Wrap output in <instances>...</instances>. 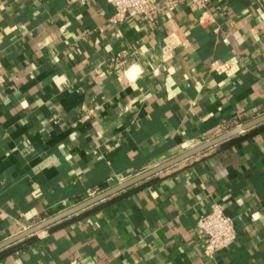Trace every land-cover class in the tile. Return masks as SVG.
Returning a JSON list of instances; mask_svg holds the SVG:
<instances>
[{
	"label": "crops",
	"instance_id": "0c3cea01",
	"mask_svg": "<svg viewBox=\"0 0 264 264\" xmlns=\"http://www.w3.org/2000/svg\"><path fill=\"white\" fill-rule=\"evenodd\" d=\"M150 6L0 0V243L264 114V0ZM214 204L236 239L209 257ZM76 263L264 264V123L0 249Z\"/></svg>",
	"mask_w": 264,
	"mask_h": 264
},
{
	"label": "built area",
	"instance_id": "2783aa9c",
	"mask_svg": "<svg viewBox=\"0 0 264 264\" xmlns=\"http://www.w3.org/2000/svg\"><path fill=\"white\" fill-rule=\"evenodd\" d=\"M113 7L111 21L113 23L123 21L126 13L133 11L139 14H149L151 11L150 0H106ZM164 5L173 10L177 7L179 0H162ZM194 5L203 7L208 0H191ZM226 41V40H225ZM124 61L117 63V69H123ZM197 230L205 238L203 254H213L226 250L236 239L233 220L224 214L222 208L214 204L197 219ZM77 264V263H76Z\"/></svg>",
	"mask_w": 264,
	"mask_h": 264
},
{
	"label": "water",
	"instance_id": "95a60500",
	"mask_svg": "<svg viewBox=\"0 0 264 264\" xmlns=\"http://www.w3.org/2000/svg\"><path fill=\"white\" fill-rule=\"evenodd\" d=\"M264 123V114L256 117V118H253L249 121H246L244 123H242L241 125H238L228 131H226L225 133L219 135L218 137H215L214 139H211L209 141H206L202 144H200L199 146L169 160V161H166L160 165H158L157 167H154L153 169H150L148 171H145L135 177H132L131 179L125 181V182H122V183H119L105 191H102L100 193H97L95 195H93L92 197L88 198V199H85L51 217H48L46 218L45 220L39 222L38 224L34 225L33 227L29 228L28 230H25L9 239H7L6 241H3L2 243H0V249L4 248V247H7L9 245H11L12 243H15L16 241L26 237V236H29V235H32L40 230H43L55 223H58L60 222L61 220H64L70 216H73L79 212H82L84 210H86L87 208L91 207L92 205H95L97 203H99L100 201H103L104 199L106 198H109L110 196L118 193V192H121L127 188H129L130 186L132 185H135L161 171H163L164 169H167L173 165H175L176 163H179L181 161H183L184 159H187L197 153H200L212 146H215L219 143H222L223 141L225 140H228L232 137H235L237 135H239L240 133L242 132H245L247 130H250L252 128H255L261 124Z\"/></svg>",
	"mask_w": 264,
	"mask_h": 264
}]
</instances>
